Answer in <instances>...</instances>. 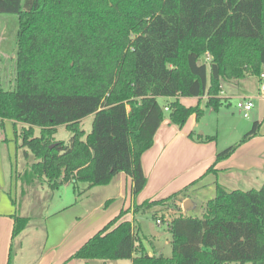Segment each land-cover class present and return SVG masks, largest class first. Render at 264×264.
I'll use <instances>...</instances> for the list:
<instances>
[{
    "label": "trees",
    "instance_id": "1",
    "mask_svg": "<svg viewBox=\"0 0 264 264\" xmlns=\"http://www.w3.org/2000/svg\"><path fill=\"white\" fill-rule=\"evenodd\" d=\"M0 13L20 22L15 85L0 88V125L7 119L24 124L22 147L35 158L18 175L24 187L42 181L56 190L72 182L79 197L86 191L80 183L107 185L125 172L137 196L148 183L142 157L166 107L170 122L182 127L204 108L181 97L208 96L206 107L217 110L225 103L223 80L264 72V0H0ZM159 97L173 100L163 107ZM90 115L86 132L82 121ZM61 125L72 132L68 143L55 137ZM260 127L255 120L216 162L260 135ZM190 188L135 203L132 221H120L129 211L122 210L72 257L264 264V185L229 190L218 183L201 217L182 207ZM149 212L168 223L171 256L155 247L149 254L139 220ZM30 220L14 216L13 238Z\"/></svg>",
    "mask_w": 264,
    "mask_h": 264
},
{
    "label": "crops",
    "instance_id": "2",
    "mask_svg": "<svg viewBox=\"0 0 264 264\" xmlns=\"http://www.w3.org/2000/svg\"><path fill=\"white\" fill-rule=\"evenodd\" d=\"M247 77L229 81L236 83L239 88L242 87L241 89L245 91L244 85L248 79ZM254 77L261 85L262 78L260 76ZM262 95L264 96V94ZM253 96L252 94H244L240 97L242 99H253ZM220 97L225 102L231 97V95L225 93L223 85ZM204 99L207 101L208 96L180 98L188 106L198 104L202 106ZM254 109L255 106L252 111ZM263 114L264 110L260 108L253 114V118L261 122L260 135L241 144L230 157L218 162H216L217 153L224 148L220 149L217 139L204 141L206 136L215 135L207 132L195 134V131L191 129L195 127L194 122L188 129H179L175 124H171L170 119L164 120L155 135L154 145L142 157L143 167L148 177L145 189L135 196L132 192V177L125 172H121L113 178L111 183L101 185L106 188L98 194V201L96 200L95 203L90 205L87 204L86 209L75 208V204L82 202L84 197L89 195L92 197L94 189L99 185L87 189V183H80L81 190L86 191L77 197L72 182H65L56 190L59 191L63 186L69 187L64 190L68 193L67 195L64 192L59 194L61 201L53 209H50L51 206L46 207L40 199L36 201L30 199L28 200V208L23 211L22 208H24V201L27 197L30 194L33 197L37 195V190H34L36 183L28 185L27 193L22 197L21 203L18 202L23 187L21 186V192H19L16 185L15 191H13L12 179L14 176L10 174V181L7 180L4 153L8 139L6 137L0 138V264H46L47 260L48 264H81L79 261L82 259L73 258L72 256L87 240L118 216L122 210L129 211L120 221H132L135 217L133 211L135 203H141L146 199L164 198L177 192L180 188L183 189L189 185L191 187L192 184L195 185L193 188L202 192L206 191V194L208 193L211 196H204L206 204L216 196L218 183L229 190H234L242 189L240 186L255 182L259 178L264 182ZM10 122L14 123L16 127L18 125L24 126L22 123L17 122L15 124L13 120L7 119L4 121V126L0 125V127L5 128L6 124ZM166 151H168L170 158L168 157L167 161L162 162V157ZM174 153L176 154L175 165L178 168L180 166L187 167V175H185L181 185L175 187V191H168L164 194L163 190L170 185L166 178L172 171L173 164L169 165L168 163L171 158L175 159ZM213 165L214 170L209 171V168ZM17 179L18 173L16 175ZM164 185L165 187H162ZM70 186H73V190H68ZM191 189L187 193V195H190L189 198H191ZM53 193H55V190H53ZM55 195L53 194L52 201ZM193 202L195 203L194 200ZM184 211L188 210L184 209ZM96 213L98 214L95 217ZM17 214L29 216L31 220L28 226L13 238L14 216ZM144 218H147V220L149 218L148 225L151 233L157 238L160 235V231L157 229L159 225L156 223V219L152 218V212L139 215L142 235L147 237L143 225ZM152 223H154L153 227L151 226ZM15 243L17 246H15ZM157 250L162 252L160 249ZM149 254L153 255L154 250H149ZM129 260L130 264H133V261ZM104 264L109 263L105 261Z\"/></svg>",
    "mask_w": 264,
    "mask_h": 264
},
{
    "label": "rangeland",
    "instance_id": "3",
    "mask_svg": "<svg viewBox=\"0 0 264 264\" xmlns=\"http://www.w3.org/2000/svg\"><path fill=\"white\" fill-rule=\"evenodd\" d=\"M19 16L15 14H7V13H0V88L4 89H11L15 85V77H16V58H17V52H18V33H19ZM74 64V63H72ZM246 83L244 85L243 91L241 88L237 86L236 83L230 82L229 80H223L222 85L224 87V91L227 95H231L229 100L225 103H223L219 109H213L211 107H206V100L204 99L202 101V106L204 108V113L200 118H197L195 114L191 115L187 122L182 126L179 127L175 124V126L179 129H188V127L191 126V124L194 122L195 127L191 128L195 131V134H200L202 132H207L210 134H213L216 136L217 143L220 147V149L226 148L232 144H235L239 142L244 134L251 128L252 123L256 118H253V114L255 111H257L259 108L261 110H264V96L262 95L259 85L260 82L256 80V78L253 75H249L247 77ZM248 95L252 94L253 100H254V111H250V114L248 117H245L244 111L236 105L238 101L243 100L240 96L241 95ZM235 95V96H234ZM173 100L172 98H166V97H159V102L164 107L167 105L169 101ZM166 119L169 120V111L165 110ZM264 115V114H263ZM194 118V119H192ZM94 120V115L87 116L82 121V128L86 130V132H90L92 130V123ZM174 125L173 123H171ZM22 132V126L18 125L17 127L14 125V123H7L5 128L0 127V138L6 137L8 139L7 146L5 147V165H6V173H7V180L10 181V174L13 175V191H15V186H18L19 192L21 186L24 188L21 194L19 195L18 202L21 203L22 197L27 193L26 190L28 188V185L24 187L21 183V180H16V175H20L24 172L25 167H28L31 165L34 161V156L32 153L27 154V148L22 147L23 138L21 137ZM36 135H40V128H36ZM72 136V132H70L64 125H61L58 127L57 133L55 135L57 140H63L65 142H69ZM175 142V141H174ZM5 146V145H4ZM175 153H174V160L171 158L170 162L168 163L173 164L172 171L170 172V175L166 178L168 179V183L170 185L162 186L165 187L163 190L164 194H166L168 191H175V187H178L183 182L185 175H187L186 170L187 167L180 166L179 168L175 165ZM169 157L168 151H166L163 155L162 162L167 161ZM170 158V157H169ZM12 170V172H11ZM165 179V180H166ZM164 180V181H165ZM35 188L34 190H37V195L33 197V195H29L27 199L24 201V208H22L23 211H25L28 208V200L36 201L37 199L42 200V203L45 204L46 207L51 206L50 209H53L58 202H60L59 194L65 193L67 195V190L65 188L69 187H62L59 191L55 190V193H53V190H51L48 185L42 181H36L35 182ZM34 184V183H33ZM264 185L263 180L259 178L255 182H252L250 184L245 183L242 187L243 190H249V189H260ZM44 186V187H43ZM195 186V185H194ZM193 185H191V198L195 201L196 206L195 208L185 211V214L191 215V216H197L201 217L204 212V206L206 202V197H211L209 194H206V191L202 192L198 189L193 188ZM104 188L101 185L94 189V195L90 197H84L82 202H79L75 204V208H84L86 209L87 204L95 203V201H98V194L103 192ZM182 189V188H180ZM178 189V190H180ZM73 190V186H70V189ZM177 190V191H178ZM170 193V192H169ZM54 196V200L52 201V197ZM190 195H183V199L186 200L189 198ZM33 198V199H32ZM65 198V197H64ZM209 199V198H207ZM183 207V206H182ZM98 213L95 214V217ZM172 217L173 213H169ZM175 214V213H174ZM169 215V216H170ZM149 217V216H148ZM153 218V216H152ZM159 218V217H158ZM53 220V219H51ZM149 218H144V231L147 234V237L143 238L145 246L149 250H154V247L157 249H160L162 253L165 256H171L172 254V248L170 241L172 239V234L169 230L168 224L166 221H163V224L157 227V229L160 231V235L156 238L151 233L150 227L148 225ZM16 239V243H17ZM15 243V246L17 244ZM16 249V247H15ZM81 260V259H80ZM48 264V260L46 261ZM81 264H104L105 260L96 259V260H89V261H79ZM91 262V263H87ZM106 263L109 264H130L129 259H112L106 261ZM235 264V263H231ZM246 264H252L251 262H248Z\"/></svg>",
    "mask_w": 264,
    "mask_h": 264
},
{
    "label": "built area",
    "instance_id": "4",
    "mask_svg": "<svg viewBox=\"0 0 264 264\" xmlns=\"http://www.w3.org/2000/svg\"><path fill=\"white\" fill-rule=\"evenodd\" d=\"M261 78L262 79H261L260 91L262 94H264V73L261 74ZM237 106H238V108H240L244 111L245 117H248L250 114V111H252V109L254 108V101L251 98H246V99H243L241 101H238ZM166 110H168V107H166ZM156 223L158 225H162L163 221L161 218H158Z\"/></svg>",
    "mask_w": 264,
    "mask_h": 264
},
{
    "label": "water",
    "instance_id": "5",
    "mask_svg": "<svg viewBox=\"0 0 264 264\" xmlns=\"http://www.w3.org/2000/svg\"><path fill=\"white\" fill-rule=\"evenodd\" d=\"M195 207V203L193 202V200L191 198H187L184 202H183V208L185 210H191ZM154 223L151 224V226L153 227Z\"/></svg>",
    "mask_w": 264,
    "mask_h": 264
}]
</instances>
